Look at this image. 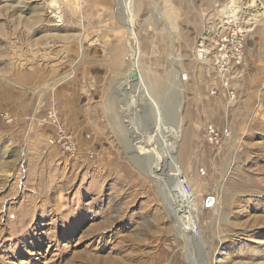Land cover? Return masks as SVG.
<instances>
[{"label": "rangeland", "instance_id": "1", "mask_svg": "<svg viewBox=\"0 0 264 264\" xmlns=\"http://www.w3.org/2000/svg\"><path fill=\"white\" fill-rule=\"evenodd\" d=\"M233 2L0 0V106L15 119L0 131V264H264V10L235 101L196 56ZM162 104L166 123L179 117L186 239L129 146ZM52 108L77 159L49 143ZM210 125L230 131L225 144Z\"/></svg>", "mask_w": 264, "mask_h": 264}, {"label": "built area", "instance_id": "2", "mask_svg": "<svg viewBox=\"0 0 264 264\" xmlns=\"http://www.w3.org/2000/svg\"><path fill=\"white\" fill-rule=\"evenodd\" d=\"M232 1V0H231ZM238 6L234 12L220 13V34L215 39L201 42L197 48V60L201 64H208L218 73L220 86L225 90L229 102L237 98V87L234 82L245 75V42L248 35L253 31L256 23L254 12L263 11L264 5L260 0L252 4L242 6L240 0H233ZM230 2L225 6L231 7ZM247 10V12L245 11ZM214 29L210 27V31ZM216 94V92H213ZM53 128V134L49 140L50 145L57 147L61 153L70 159L79 157V146L65 127L62 125L56 108H52L47 119L43 122ZM15 124L14 117L0 106V131L11 128ZM230 131H220L210 125L207 132V140L214 145L225 144L230 138Z\"/></svg>", "mask_w": 264, "mask_h": 264}, {"label": "bare ground", "instance_id": "3", "mask_svg": "<svg viewBox=\"0 0 264 264\" xmlns=\"http://www.w3.org/2000/svg\"><path fill=\"white\" fill-rule=\"evenodd\" d=\"M58 4H59L58 1H53L51 3V7L58 10ZM232 11L235 12L236 10L232 8ZM55 18L57 19L58 23H60L61 17H60L59 12L55 14ZM132 57H133V54H132ZM178 75H181L180 81L187 79V76L184 74L178 73ZM142 98L143 97H141V99ZM162 108H163V104L161 106L157 105V106H152L150 108L152 115H153V118L151 121L153 122L154 120V124H153L154 126H151L150 128L145 129L147 131V132L144 131L147 133L145 135H143V133L139 131L133 130L132 133L135 136L134 137L132 136L134 139H132V144H130L131 142L129 141V146L131 145V147H134L135 149L134 159L137 161L138 166L143 170V172L147 173L146 176H148L151 180L153 181L155 180L157 182L158 184L157 187L159 188L161 193H163V196L169 200V203H166V205H167L168 210H170L169 212L171 215L170 216L171 219L175 221L176 228L178 231V236L182 237L183 239H186L187 230H190L188 229V221L191 220V222L194 223V221L196 222V219L194 218L193 220V217H192L193 212H194L192 210L193 206H191L192 203L191 201H189L188 194H186L187 192H185L186 186H184V183L181 182L180 176L182 172L177 163V157H176L177 142L180 138L179 117L177 116V114H172V115L169 114L170 115L169 121L166 123V120H165L166 115L164 113V109L162 110ZM138 109L141 113H144L143 109L141 108H138ZM159 110H161L160 113H159ZM156 127H160V129H157ZM154 128H156L158 131L157 135H156L157 131L154 130ZM152 135H154L156 138L152 139L153 138ZM146 137L148 139L149 137L152 139L151 146H149L146 143V140H148ZM151 147L153 148L157 147L156 149H158L157 153H159V156H158V159H156L157 164H159V166L157 167L158 170L156 169L157 164L155 165L154 156H152L153 148ZM175 185H179L182 192L180 193H178V191L174 192L173 189ZM181 209H183L184 211H182ZM180 212H183V214L180 215ZM186 212L189 215V220L186 216ZM184 214H185V218H184ZM191 228L195 234L196 233L195 226ZM90 264H107V263L106 261L101 262V261L94 260L93 262L91 261Z\"/></svg>", "mask_w": 264, "mask_h": 264}]
</instances>
